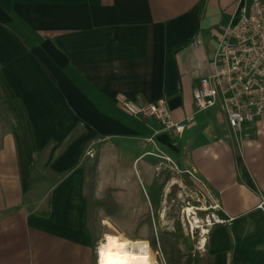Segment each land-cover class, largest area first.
Wrapping results in <instances>:
<instances>
[{"label": "crops", "instance_id": "obj_1", "mask_svg": "<svg viewBox=\"0 0 264 264\" xmlns=\"http://www.w3.org/2000/svg\"><path fill=\"white\" fill-rule=\"evenodd\" d=\"M241 2L0 0V264H96L111 229L135 241L124 233L146 229L144 182L161 163L151 140L227 219L192 264H264V113L236 141L214 108L178 137L122 106L164 99L175 122L190 115L197 60L217 43L208 31Z\"/></svg>", "mask_w": 264, "mask_h": 264}, {"label": "built area", "instance_id": "obj_2", "mask_svg": "<svg viewBox=\"0 0 264 264\" xmlns=\"http://www.w3.org/2000/svg\"><path fill=\"white\" fill-rule=\"evenodd\" d=\"M200 45L198 40L191 43L192 47ZM199 67L203 73L192 90L194 111L183 121L175 122L171 118L164 99L146 104L126 100L122 102L124 110L133 116L152 117L164 130L180 137L185 121L214 108L224 115L230 134L239 141L243 124L255 121L264 113V0H242L236 18L224 26L212 55ZM151 144L163 159L169 160L152 140ZM88 155L93 156L91 152ZM185 172L196 186V203L179 211L178 222L183 236L190 237L193 255L203 256L211 229L227 219L220 215L218 198L207 183L195 170ZM258 208L264 212V199Z\"/></svg>", "mask_w": 264, "mask_h": 264}, {"label": "rangeland", "instance_id": "obj_3", "mask_svg": "<svg viewBox=\"0 0 264 264\" xmlns=\"http://www.w3.org/2000/svg\"><path fill=\"white\" fill-rule=\"evenodd\" d=\"M223 28H211L208 31L209 36L212 37L211 39H218ZM194 40L202 43L201 38ZM202 60L201 58L197 60L196 66L198 70H201L199 64ZM156 147L162 151L158 145ZM150 153L151 156L155 157L161 163L159 164V174L154 179V182L151 185H147L144 182L143 193L145 192L144 194L146 196L145 202L150 205L144 219L146 229L141 231L142 221L136 222L134 226L135 230L124 233V236H130L135 241L145 242L152 264H192V261L197 255H193L191 250L184 248L183 231L178 222L179 211L189 204L196 203V196L194 195L197 192L196 186L191 182L190 177L185 172V170H190V168L181 170L170 157L169 160L163 159L155 148ZM163 154L166 155L164 152ZM104 201L106 203L105 205L110 202L108 199ZM103 212L96 216L95 223L99 224L101 218H108L104 215L105 208ZM106 220L110 223L109 219ZM110 232L118 235L113 229ZM102 240L103 236L97 241L94 247L95 251H97Z\"/></svg>", "mask_w": 264, "mask_h": 264}, {"label": "bare ground", "instance_id": "obj_4", "mask_svg": "<svg viewBox=\"0 0 264 264\" xmlns=\"http://www.w3.org/2000/svg\"><path fill=\"white\" fill-rule=\"evenodd\" d=\"M109 238H112V240ZM113 240L116 241V244H113ZM117 245H123V247H117ZM147 248L145 242L131 241L121 238L116 234L106 233L103 235V240L97 248V261L95 260V263L107 264L109 259L108 253L111 251L113 253H121L124 257L125 264H152Z\"/></svg>", "mask_w": 264, "mask_h": 264}, {"label": "snow or ice", "instance_id": "obj_5", "mask_svg": "<svg viewBox=\"0 0 264 264\" xmlns=\"http://www.w3.org/2000/svg\"><path fill=\"white\" fill-rule=\"evenodd\" d=\"M109 239L112 240V238H109ZM112 242L113 244H116V241L113 240ZM117 247H123V245H117ZM101 254L103 255V253ZM108 256H109V259L107 261V264H125L124 257L119 252L113 253L110 251L108 253Z\"/></svg>", "mask_w": 264, "mask_h": 264}, {"label": "water", "instance_id": "obj_6", "mask_svg": "<svg viewBox=\"0 0 264 264\" xmlns=\"http://www.w3.org/2000/svg\"><path fill=\"white\" fill-rule=\"evenodd\" d=\"M183 241H184V244H185L186 248L188 250H191L192 249V245H191L190 237L188 235H184L183 236Z\"/></svg>", "mask_w": 264, "mask_h": 264}]
</instances>
